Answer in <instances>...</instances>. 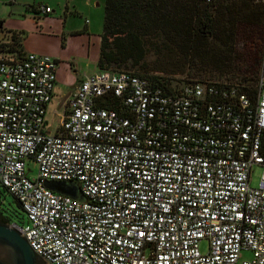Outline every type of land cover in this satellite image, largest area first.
<instances>
[{
    "label": "built area",
    "instance_id": "obj_1",
    "mask_svg": "<svg viewBox=\"0 0 264 264\" xmlns=\"http://www.w3.org/2000/svg\"><path fill=\"white\" fill-rule=\"evenodd\" d=\"M56 65L0 50V183L25 212L8 222L48 264H264L263 72L252 100L228 81L167 90L98 69L49 132ZM46 180L75 182L84 199Z\"/></svg>",
    "mask_w": 264,
    "mask_h": 264
},
{
    "label": "trees",
    "instance_id": "obj_2",
    "mask_svg": "<svg viewBox=\"0 0 264 264\" xmlns=\"http://www.w3.org/2000/svg\"><path fill=\"white\" fill-rule=\"evenodd\" d=\"M6 32L10 43L0 50L20 54L24 32ZM263 40V0H104L97 66L131 70L167 90L219 78L237 83L253 100ZM184 74L190 77L171 85L170 78ZM0 219L6 220L1 213Z\"/></svg>",
    "mask_w": 264,
    "mask_h": 264
},
{
    "label": "rangeland",
    "instance_id": "obj_3",
    "mask_svg": "<svg viewBox=\"0 0 264 264\" xmlns=\"http://www.w3.org/2000/svg\"><path fill=\"white\" fill-rule=\"evenodd\" d=\"M42 1L47 3L50 7L54 8L57 14L61 17H64V4L67 1L69 8L67 9L66 13V28H65V35L66 39L67 36L70 34L68 31L71 27L81 26L83 23H87L89 25V30L91 32V36L93 39H99L100 33L103 28V13H104V0H17V1H9V0H0V38L2 37V42L0 41V48L4 49V43H10L9 33L4 30L3 24L8 20L14 21L15 19L19 20L23 18V13L26 12V3L38 2ZM75 4L78 8V12L72 11V6ZM28 9H30L28 7ZM61 9L64 12H61ZM31 11V10H30ZM21 15V16H20ZM6 29V28H5ZM4 31V33H3ZM24 32V31H23ZM26 34V32H25ZM65 35L60 38V34H58L59 42L54 38L53 35L45 36L44 38V46L43 49L45 52L51 53L55 56H58L61 60L65 61V65L69 67L72 60L74 61H82L85 62V52L86 50L83 47V44H76L73 39H69V42L66 43ZM75 36V37H79ZM8 39L9 42H3L5 39ZM33 36L29 38L32 40ZM98 50V49H97ZM82 54V55H81ZM70 58V59H69ZM153 58V56L148 57V59ZM72 59V60H71ZM91 66L94 67L95 62H91ZM96 68V63H95ZM98 68V66H97ZM130 71L131 70H125ZM262 72L264 73V61H263V68ZM145 77V76H144ZM190 77L187 74L184 75H176L173 78H170L171 85H179L185 78ZM219 79V78H217ZM60 94L61 91L59 90ZM57 93L55 99H57L60 95ZM45 119L47 123L45 128L49 129L51 132L55 131L59 125V117L54 113L53 105L49 104L48 109L45 115ZM27 172L29 176H34L36 173V163L33 159H29L27 161ZM30 168L31 170H28ZM262 173V166L255 165L252 170V186H256L259 181V177ZM0 213L1 215L10 222H16L21 224L22 218L25 217V212L23 208L19 205L16 198L8 192L5 187L0 184ZM199 247L201 251H206L207 249V241L202 239L199 243ZM246 255H249L248 251Z\"/></svg>",
    "mask_w": 264,
    "mask_h": 264
},
{
    "label": "crops",
    "instance_id": "obj_4",
    "mask_svg": "<svg viewBox=\"0 0 264 264\" xmlns=\"http://www.w3.org/2000/svg\"><path fill=\"white\" fill-rule=\"evenodd\" d=\"M9 1L12 2V0ZM13 1L15 2L17 0ZM30 5L37 7L38 5H47V3H44L42 1L26 3L25 6L27 9L26 12L22 14L23 18L19 20L15 19L14 21L8 20L7 22H4L3 27L6 31H24L23 37L21 39L22 51H35L38 53L47 54L57 60L55 83L52 91V97L46 105V112L48 109V105L52 104L54 113L59 117L60 120L61 115L67 106L68 100L71 98L77 84L83 78L84 74L98 70L97 58L99 54L100 36L99 39H93L89 30V25L87 23H83L81 26L79 25L77 27L69 28L68 31L70 32V34L66 39V35L64 34L67 22L65 12L69 8L67 1L64 4L65 12L63 9H61V12L63 11L65 14L64 17H61L59 14L54 12L55 9L50 7L49 5H47L50 7L49 12H39V14H36L28 9V7L32 8ZM72 7V11L78 12V8L75 4H73ZM50 34L54 36L57 42L60 41L57 35L60 34V38L65 35L66 43L69 42V39H73L76 44L85 43L83 44V47L86 50L84 57L85 62L83 63V60L74 61V59H71L72 62L68 67L67 65H65V61L63 59L61 60L58 56L45 52L43 49V47H45L44 38L45 36H49ZM78 35L80 36L75 37ZM31 36H33V39L29 40ZM1 39L2 37L0 38V41ZM90 61L96 63V68L95 63L93 67L91 66ZM59 90L61 91V94ZM57 93H59L60 95L57 99H55ZM46 131L51 132L48 128L46 129Z\"/></svg>",
    "mask_w": 264,
    "mask_h": 264
},
{
    "label": "water",
    "instance_id": "obj_5",
    "mask_svg": "<svg viewBox=\"0 0 264 264\" xmlns=\"http://www.w3.org/2000/svg\"><path fill=\"white\" fill-rule=\"evenodd\" d=\"M45 185L55 191L84 199L75 182L46 180ZM0 264H48L8 220L0 219Z\"/></svg>",
    "mask_w": 264,
    "mask_h": 264
}]
</instances>
